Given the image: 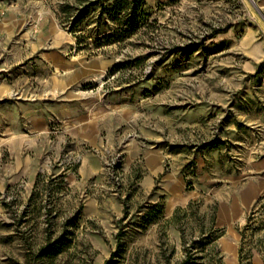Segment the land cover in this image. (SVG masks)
Returning <instances> with one entry per match:
<instances>
[{"label": "rangeland", "instance_id": "374dc122", "mask_svg": "<svg viewBox=\"0 0 264 264\" xmlns=\"http://www.w3.org/2000/svg\"><path fill=\"white\" fill-rule=\"evenodd\" d=\"M94 1L0 0V264H104L120 232L117 264H173L190 201L264 264V0H144L120 40Z\"/></svg>", "mask_w": 264, "mask_h": 264}, {"label": "trees", "instance_id": "16d2710c", "mask_svg": "<svg viewBox=\"0 0 264 264\" xmlns=\"http://www.w3.org/2000/svg\"><path fill=\"white\" fill-rule=\"evenodd\" d=\"M144 0H95L94 5H100L99 16L102 19L107 16L115 23L116 29L109 37L123 39L128 37L138 27V12ZM81 16L77 21L81 20ZM164 197L157 201L148 203L139 216L141 228H146L155 223L163 216ZM201 202L190 201L186 207H177L173 213L170 223L178 227L182 234L184 256L173 264H224L223 255L217 245V240L223 233V228L216 223V207L213 206L210 212H201ZM191 230L193 236L189 241L186 238L185 230ZM197 233V235H195ZM120 232L117 235L118 247L112 258L104 264H117L115 257L125 251V244L121 241ZM64 237L54 243L41 248L40 256H53L62 249ZM242 252V249H240ZM167 264H171L167 258Z\"/></svg>", "mask_w": 264, "mask_h": 264}]
</instances>
